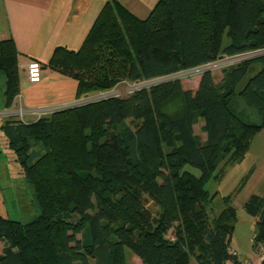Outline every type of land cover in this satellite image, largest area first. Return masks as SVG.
<instances>
[{"label": "trees", "instance_id": "obj_1", "mask_svg": "<svg viewBox=\"0 0 264 264\" xmlns=\"http://www.w3.org/2000/svg\"><path fill=\"white\" fill-rule=\"evenodd\" d=\"M262 50L264 0H160L144 20L108 1L80 50L57 48L48 66L78 82V99L112 90L117 71L134 83L160 81L127 97L58 109L35 123L6 122L2 130L40 211L27 223L0 216V241L7 245L0 264H126V249L143 264H242L230 247L233 195L221 197L223 209L212 217L218 193L211 195L207 185L212 178L221 182L264 132V52L224 69L219 84L204 72L195 92L170 77ZM2 77L9 108L20 94L12 38L0 39ZM239 101L259 122L239 110ZM199 120L208 131L205 143L194 132ZM75 127L81 128L77 138ZM178 141L180 147L166 152L165 145ZM24 143L38 149L26 153ZM222 152L229 159L216 177ZM92 208L93 215L74 221ZM245 208L257 222L259 253L264 197L251 196Z\"/></svg>", "mask_w": 264, "mask_h": 264}, {"label": "crops", "instance_id": "obj_2", "mask_svg": "<svg viewBox=\"0 0 264 264\" xmlns=\"http://www.w3.org/2000/svg\"><path fill=\"white\" fill-rule=\"evenodd\" d=\"M108 1L112 0H0V39L14 40L19 53L20 70V94L13 105L6 108L4 87L3 100L0 103V132L6 140L0 145V151L11 150L6 134L2 130L9 119L20 120L25 124L35 123L39 119L31 114L32 111L38 109L56 111L73 106L79 101L78 82L51 69L48 64L57 48L68 51L80 50ZM115 1L144 20L160 0ZM33 61L39 62L43 68L42 80L38 83H32L28 75L27 67ZM19 109L24 111L23 119L17 117L16 113ZM248 175H250L249 181L258 176L264 187V132L255 136L244 160L229 167L225 177L217 183L218 197L232 194L237 189L234 188L236 183ZM10 205H12L11 201L8 202L0 186V216L11 219ZM6 246L5 241H0V255L3 254ZM230 247L238 254L241 263L238 251L233 245ZM191 264L197 263L193 261Z\"/></svg>", "mask_w": 264, "mask_h": 264}, {"label": "rangeland", "instance_id": "obj_3", "mask_svg": "<svg viewBox=\"0 0 264 264\" xmlns=\"http://www.w3.org/2000/svg\"><path fill=\"white\" fill-rule=\"evenodd\" d=\"M229 39H225V43L228 42ZM264 50L257 51L252 53H248L250 56L248 59H252L255 56L262 54ZM227 57H221L218 61L221 59H226ZM217 61V62H218ZM215 62V63H217ZM200 68L195 69L197 71ZM223 66H220L216 69H212V74L215 78L216 83H221L222 80L225 77V73L223 72ZM115 72V71H114ZM201 69L196 74H193L192 72L186 73L184 76H176L179 77L181 80L183 87L187 90H192L195 92L197 90V84L199 82V79L201 77ZM113 77L115 78V85L112 91H118L121 93L120 97H125V93L133 85H136L138 83H134L129 81V79L125 77H120L119 71L113 74ZM160 80H153V81H147V82H141V86H148L152 85L154 83L159 82ZM5 87V79L3 78L0 82V103L3 100V92ZM111 90L107 91H93L89 94L82 95L79 98V101L70 107H67L66 109H77L79 107H82L86 104L94 103L95 101L99 100H91V97H94L96 95L100 94H108L112 93ZM123 94V95H122ZM63 109V110H66ZM239 110L244 111L246 113H249V117L253 120V122H259V118H257V115L255 112L250 111L247 109L245 104L243 102L239 101ZM54 113L52 112L48 117H51ZM258 119V120H256ZM76 126V124L71 123L68 125V127ZM78 125V124H77ZM126 127H134L131 121H127L125 123ZM72 135L74 138L79 132L81 131V128L75 127L72 128ZM194 132L195 135L200 143H205L208 138V131L206 128L205 123L202 120H199L195 126H194ZM88 133H91L89 131ZM5 136L0 132V145H2L3 140ZM6 141V140H5ZM4 143V142H3ZM23 149L27 150L24 151L26 153H31L32 151L38 149V147L28 146L25 143L23 144ZM181 142L178 141L173 147H170L169 145H165V150L168 152L172 148L180 147ZM29 150V151H28ZM227 153L220 154L219 158L216 160V172H212V175H216V177H219L223 171L225 163L228 161L229 156L224 155ZM82 159V158H81ZM83 161V160H82ZM189 170L193 171L196 174H200V172L196 169H193L191 167H188ZM237 185L234 186V188H239L237 192L233 191L232 193V199L230 200L231 205L237 210V224L236 229L233 234V242H231V245L238 251L241 263H258L260 261V254L255 250L254 248V236L258 230L257 222L254 216H252L245 208L246 201L253 196V194H258L261 197H264V187H262L260 178L257 176L256 178H253L249 181V179H242L236 183ZM0 186L2 187L8 202L11 201L12 205H10V213H11V219L16 221H21L24 223H27L31 220H33L35 217L39 214V205L36 199V194L33 185L27 180V177L25 175V172H23V169L19 162L16 161V156L14 154V151L12 150H4L0 151ZM208 191L213 195L218 190V184L216 181L212 178L207 185ZM235 190V189H233ZM235 192V193H234ZM231 195V194H230ZM65 199H68V197H63ZM92 202L94 203V199H92ZM148 206L154 211L157 212L158 208L150 201H148ZM213 211L211 212V216L217 215L222 209L223 204L221 202V198L218 197L213 205H212ZM81 213V214H80ZM94 214V209H90L86 212H77L74 216V221H78L81 217L87 219L91 215ZM80 238V236H79ZM126 251V264H143V262L139 259L138 256H136L134 253H132L130 250Z\"/></svg>", "mask_w": 264, "mask_h": 264}, {"label": "built area", "instance_id": "obj_4", "mask_svg": "<svg viewBox=\"0 0 264 264\" xmlns=\"http://www.w3.org/2000/svg\"><path fill=\"white\" fill-rule=\"evenodd\" d=\"M249 56L250 55L248 53H245V54H241V55H237V56H233V57H227L226 59H221L220 61L217 60L218 61V62L216 61L217 63L213 62V63H209L207 65H204V66H201V67H197V68L201 69V71H202L201 75L204 72H206V71H211L212 72V69H216V68H218L220 66H223L222 70H224V69H226L228 67H233V66L238 65L239 63H241V62L245 61L246 59H248ZM197 68H194V69H191V70H187V71H184V72H180V73H178L176 75L171 76L170 78L171 79H175V78L179 79V77H176V76H178V75H180V76L183 75L184 76L186 73H189V72H192L193 74H196L200 70V69H198L197 71H195V69H197ZM27 69H28L29 79H30V81L32 83H38V82H40L42 80V69L43 68H42V65L39 62H36V61L31 62L28 65ZM145 82H147V81H145ZM140 83H138L136 85H133L130 88H128V90L125 93V97L133 94L138 89L150 86V85L141 86ZM120 96H121L120 92L112 91V93H108V94L103 93V94L91 97V100H94V99L95 100H104V99H108V98H111V97H120ZM52 112L53 111L48 110V109H38V110L32 111L31 114L33 116H36L38 119H41V118L49 115ZM8 114H9V112H8ZM16 114H17V117H19L20 119H23L24 111L22 109H19ZM258 251H259V254H260V261L258 263H243V264H262L264 262V246H260ZM231 253L235 255L234 251H231Z\"/></svg>", "mask_w": 264, "mask_h": 264}, {"label": "water", "instance_id": "obj_5", "mask_svg": "<svg viewBox=\"0 0 264 264\" xmlns=\"http://www.w3.org/2000/svg\"><path fill=\"white\" fill-rule=\"evenodd\" d=\"M262 264H264V262Z\"/></svg>", "mask_w": 264, "mask_h": 264}]
</instances>
